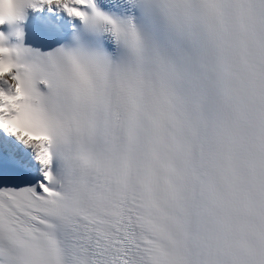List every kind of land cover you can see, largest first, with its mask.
I'll return each instance as SVG.
<instances>
[{"label": "snow or ice", "instance_id": "1", "mask_svg": "<svg viewBox=\"0 0 264 264\" xmlns=\"http://www.w3.org/2000/svg\"><path fill=\"white\" fill-rule=\"evenodd\" d=\"M0 264H264V0H0Z\"/></svg>", "mask_w": 264, "mask_h": 264}]
</instances>
